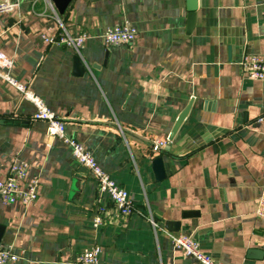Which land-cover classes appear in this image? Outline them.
Returning a JSON list of instances; mask_svg holds the SVG:
<instances>
[{"label": "crops", "instance_id": "obj_1", "mask_svg": "<svg viewBox=\"0 0 264 264\" xmlns=\"http://www.w3.org/2000/svg\"><path fill=\"white\" fill-rule=\"evenodd\" d=\"M9 1L11 10L0 13V51L13 60L10 74L44 99L134 208L114 216L96 178L78 171L70 147L50 137L46 123L32 119L33 103L0 78V179L17 159L27 163L24 185L39 180L30 204L0 198V246L19 256L11 264H23L24 254L26 264H68L95 244L100 264H198L172 247L171 233L190 235L225 264H264V218L255 213L264 81L239 64L245 54L264 57V0H196L190 33L186 0H71L63 14L51 0ZM122 21L137 28L135 39L106 44L104 29ZM65 33L86 34L78 51L43 40ZM74 54L88 65L82 76L72 72ZM156 156L160 180L151 167ZM99 205L108 210L95 227ZM169 221L179 230H168Z\"/></svg>", "mask_w": 264, "mask_h": 264}, {"label": "built area", "instance_id": "obj_2", "mask_svg": "<svg viewBox=\"0 0 264 264\" xmlns=\"http://www.w3.org/2000/svg\"><path fill=\"white\" fill-rule=\"evenodd\" d=\"M12 4L9 0L0 1V13L11 10ZM137 34V28L129 21L108 26L104 29L101 37L106 44L119 45L132 42ZM86 34L77 37L68 34L43 36V40L51 44H65L76 51L83 45ZM243 73L251 79L264 81V57L255 54H245L239 60ZM13 60L4 52L0 51V78L11 84L18 90L23 98L31 101L35 107L32 115L33 120L44 121L47 125V133L50 137H57L67 144L72 153L74 161L87 169L97 180L100 195L107 197L113 207V215L118 218L128 217L134 210L133 202L128 191L120 186L106 173L98 164L93 155L84 145L68 136L65 132V122L59 118L45 103L44 99L31 91L25 84L18 82L11 74L10 69ZM168 141L160 140L153 144L152 151L157 152L164 147ZM27 174V163L21 160L11 161L7 174L0 179V198L5 204L21 202L30 204L36 200L38 195V177H33L26 185L22 180ZM104 206H97V212L93 218V225L102 224V215L106 213ZM255 213L264 218V179L260 189ZM150 223L155 226V221L150 218ZM172 247L179 249L183 255L194 258L198 264H225L214 259L210 254L201 250L198 242L185 233H171L169 235ZM100 245H92L81 250L68 264H100ZM19 259L11 247L0 246V264H11Z\"/></svg>", "mask_w": 264, "mask_h": 264}, {"label": "water", "instance_id": "obj_3", "mask_svg": "<svg viewBox=\"0 0 264 264\" xmlns=\"http://www.w3.org/2000/svg\"><path fill=\"white\" fill-rule=\"evenodd\" d=\"M56 11L59 14H63L66 7L68 6V4L70 3L71 0H51ZM187 1V18H186V33H190L194 23H195V11L197 8L196 5V0H186ZM87 63L85 61H83L81 59V57L78 54H74L72 57V72L74 75L76 76H82L85 71L87 70ZM192 104V99L190 100V102L187 104V106L179 113V115L176 118V121L174 122V125L172 127V129L170 130V133L168 135L167 140L168 141H172L174 136L176 135V133L178 132L182 122L184 121V119L186 118V116L188 115V112L190 110ZM5 121L3 119H0V123H4ZM6 123H13L12 121H6ZM151 167L153 170V173L155 175L156 180H160L164 177V166H163V160L161 156H156L152 159L151 161ZM79 172L82 173H86L87 169L84 167H80L78 169ZM197 214L194 211H184V213L182 214L184 217H189L192 215ZM180 227V223L179 221H169L166 223V228L168 230L171 231H178ZM3 227L0 226V236L2 235V229ZM252 253H255L256 255L258 254V256L261 255V252L259 251H254L251 250ZM26 260H27V254H24L23 256V264H26Z\"/></svg>", "mask_w": 264, "mask_h": 264}]
</instances>
